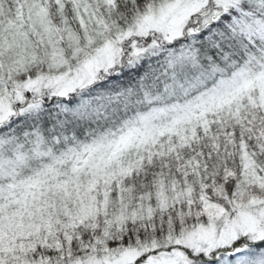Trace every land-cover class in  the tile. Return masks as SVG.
I'll list each match as a JSON object with an SVG mask.
<instances>
[{
    "label": "snow or ice",
    "instance_id": "1",
    "mask_svg": "<svg viewBox=\"0 0 264 264\" xmlns=\"http://www.w3.org/2000/svg\"><path fill=\"white\" fill-rule=\"evenodd\" d=\"M0 264H264V0H0Z\"/></svg>",
    "mask_w": 264,
    "mask_h": 264
}]
</instances>
